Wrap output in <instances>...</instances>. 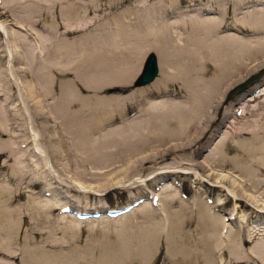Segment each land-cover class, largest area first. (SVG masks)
<instances>
[{"label":"bare ground","instance_id":"bare-ground-1","mask_svg":"<svg viewBox=\"0 0 264 264\" xmlns=\"http://www.w3.org/2000/svg\"><path fill=\"white\" fill-rule=\"evenodd\" d=\"M52 1L58 6L52 14L53 29L65 36L86 32L92 23L82 19L89 13L111 9L116 3L129 0H95L93 4L86 0ZM252 1L213 0L210 5L196 1L189 4L195 7V13L186 16L175 10L181 7L180 1L179 5L168 7L169 14L165 9L131 6L120 15H112L101 28V33L107 37L104 52L112 56L122 50L123 60L107 74L102 72L99 61L94 63L93 69L87 70L83 65L99 49L82 46L73 50L66 41L50 49L46 47L48 54H57V58L43 57L37 63L36 51L42 52V47L36 42L32 44L27 33L12 28L8 31L0 20V36L4 41L2 55L6 59V75L0 78L3 81L0 83V156L2 165L10 170V178L25 184L16 189V194L0 186V257L12 259L17 264H132L130 255H136L141 261L147 259L153 234L163 229L169 264H264V73L259 75V81L235 98L229 99L225 94L248 74L264 66V7L245 12L241 18L235 17L240 4ZM40 2L44 4L49 0ZM259 2L264 4V0ZM181 29L185 33L180 32ZM169 36L175 38L173 48L167 47L165 39ZM137 41L146 45L136 46ZM149 50L155 53L158 63V76L148 82L154 80L151 84L136 85L125 94L86 95L81 92L84 88L105 85L108 86L103 87L106 92L111 88L109 85L129 83L139 71L137 62ZM20 60L24 69L16 64H21ZM20 69L26 72L27 79L26 76L22 78ZM53 69L61 75L72 73L73 77L62 79L56 87ZM80 71L86 74L85 79ZM9 83L15 88L13 100ZM43 99L50 102L43 105ZM127 100L132 101L128 109L125 108ZM8 110L14 112L8 115ZM128 111H133L135 116L131 119L127 116L129 120L121 124L117 121L119 125L99 131L95 138L89 137V132ZM55 128L57 143L62 146L68 140L69 150H73L69 154L75 162L102 163L110 156L115 163L122 161L124 172L132 167L152 168L150 177L144 181L150 185L157 175L170 171L189 173L171 170L168 168L171 166L217 170V179L230 181L232 186L236 184L239 193L232 186L228 189L233 207L229 216L224 217L218 211L230 199L223 202L218 199L214 206L199 201L196 196L186 202L177 196L174 188H164L156 202L165 224L150 221L135 250L131 251L122 239L118 254L102 257L98 246L88 242L80 248L76 240L69 239L70 236L78 239L80 223L86 220L79 219L83 217L77 211L74 216L67 212L71 206L66 207L65 202L59 204L60 208L65 205L62 219L59 218L49 231L39 228L41 221L53 220L48 214L60 202L50 183L51 188L45 191H51L53 197L29 203L25 209L30 212L8 207L41 181L36 176L37 171L46 169L45 165L54 171L45 148L55 156L57 148L52 147V139L48 141L49 135L46 141L50 147L45 145L42 132L46 134ZM213 145L206 163L195 162L194 157L202 149H211ZM230 171L236 173L230 174ZM74 182L79 189L86 190L79 179ZM174 204L179 208L173 210ZM188 207L193 209L197 222L193 248L181 239ZM152 208L142 204L137 211L148 216L153 213ZM228 217H236V226L227 221ZM24 225L30 226L29 232H23ZM92 227L88 226L87 230ZM53 232H61L66 238L56 240L50 236ZM20 235L24 243L16 252L12 245ZM37 238H41V245L37 244ZM45 247L65 248L66 251L50 253ZM0 264L9 263L0 260Z\"/></svg>","mask_w":264,"mask_h":264},{"label":"rangeland","instance_id":"rangeland-1","mask_svg":"<svg viewBox=\"0 0 264 264\" xmlns=\"http://www.w3.org/2000/svg\"><path fill=\"white\" fill-rule=\"evenodd\" d=\"M178 1H180L181 7H179L178 10H177L178 7H176L175 10L181 11L182 13L181 15H185V16L188 14L195 13V9H194L195 7H192L189 4H192L196 1L204 5H210L211 3H213V0H176V2H172L171 0L123 1L121 4L116 3V6L111 9H104L103 11L100 12H91L87 16H85L82 20H88L92 23V25L90 26L89 29H87L86 32L80 31L65 36L57 34L53 29L54 17L52 14L53 12H55L56 9H58V6L56 7L54 5L55 1L52 0H49V2L44 4L40 2V0H14V1L0 0V20L5 24L6 29L8 31H10V29L12 28L17 32L27 33L28 38L30 39V42L32 44L36 42L39 44L40 47H42V52L36 51L37 63H40L43 57H45V59L57 58V54L52 53V55H50L48 54L49 51L46 49L47 48L50 49V47L52 48V45H55L60 41H66L69 42L70 47L73 50H78L82 46H86V47L93 46L99 49L97 52H94V54L90 56L91 59L89 58L87 59V64L84 63L83 65L87 68V70H89V69H93L95 62L99 61V67L102 68L103 70L102 72L104 74H107V71H109L113 66L116 67L121 64L123 60V54L121 55L122 50H119L116 54H113L114 56L112 55L113 56L112 57L110 54L108 55L107 52H104L107 43L105 42L107 40V37L105 36V34L101 33V28L105 24L104 21L114 14L120 15L121 13L125 12L128 7L130 8L131 6L132 7L149 6V7L165 9V11L167 10L169 14L170 10L168 7L172 6L173 4L179 5ZM229 1L230 0H226V2ZM86 2L93 4L96 1L86 0ZM26 4H29V6H27ZM240 6L241 8L235 11V17L237 18H241L242 15L245 14V12L260 10L262 7H264V4L260 3L259 0H253L252 2H246L243 5L240 4ZM175 14L178 15V13ZM16 25L22 26L23 29H21ZM180 32L185 33V31L182 29L180 30ZM46 39L48 40L46 41ZM165 41H167L168 43L167 47L169 48H173L176 45L175 43L176 41L174 37L169 36L168 38L165 39ZM151 42L154 45V41ZM3 43L4 41L1 39L0 36V78L1 79L4 78L6 75L4 71V65L6 64L5 63L6 59L2 55ZM102 45H104V48ZM145 45L146 44L141 41H137L136 43V46H140L141 48L144 47ZM100 58L102 60L104 58H107V61L103 60V62L101 63L102 60H100ZM113 58L115 59L112 62ZM20 62L21 64H18L16 62L15 63L17 64V66L19 65L24 69L25 65L23 64L22 60H20ZM137 63H138V68L140 70L141 68L140 65L141 63H143L142 59ZM262 67L264 66H260L252 73L259 71ZM23 69H20L21 70L20 75L22 73V78L23 76H26V72H24ZM79 73L82 77L86 76V74H84L83 71L82 72L80 71ZM250 74H248L245 78H247ZM52 75H53V83L56 85V87L62 79L69 78L68 76H70V78L73 77L72 73H69L67 75H61V73L59 71L56 72L55 69H53ZM81 76L79 77L81 78ZM24 78L27 79L28 77L26 76ZM83 79H85V77ZM259 80L260 78L257 81ZM75 81L77 83L80 82L78 78H76ZM132 81L133 79L126 84H114L115 86L109 85L111 88H109L108 91L106 90V92L105 89L103 88V87L105 88L108 87L106 85L96 89L91 88L89 90L87 88H84L82 89L81 92L83 94L87 93L88 95H92L95 93L100 95L101 93H107V92H116L120 94H125L129 89L136 88L132 84ZM0 83H3V81H0ZM151 83L148 84L145 83V84L149 85ZM253 84L254 83L247 86L243 91L248 89ZM9 86L11 88V94H13V96H11V99L13 100L15 96L14 93L15 88L12 87V83H9ZM229 91L230 89L226 91L225 93L226 96ZM241 93L242 92L234 93L227 97L229 99H233ZM42 102H43L42 104L44 105L46 104V102H50V101L49 99L46 100L43 99ZM131 102L129 100L125 102L126 109L131 108L132 106ZM12 111L13 110L10 111L8 110L7 114L10 115ZM127 116L129 119H131L133 118V116H135V113L133 111H128V113L124 114V116L116 117V120H114L113 122L107 123L105 125H100L98 130H92L91 132H89V137L95 138L98 136L99 131L105 130L107 129V127L109 128L114 125H117L118 122L119 124H121L127 121L128 119ZM22 128L24 130V126H22ZM55 130L57 129L55 128L50 132L47 131L48 133L46 134L41 131L43 137H45L44 139L45 145L47 147H50L48 142L46 141L47 136L49 135V137L51 136V138H49L48 141L52 139V143H53L52 147L56 146L57 148L56 156L51 151H49L50 150L49 148L47 149L45 148V150L47 151L46 154L50 159L54 171H50L48 166L44 164L46 166L45 167L46 169L39 170L36 173L37 178L41 181L38 184H36L35 187L31 188L30 191L24 192L23 196L19 197L18 199H15L8 205L9 208H14L20 210L21 212L28 213L30 211H26L25 207L29 205V203L35 202L40 198L53 197L50 193L51 191L50 192H47V190L45 191L46 188L48 190L51 188L49 183L53 185V187L55 188L54 192L55 193L57 192L58 194L56 198H58L60 202L58 203V206H56V208L52 210L50 214L47 213L48 216H50L51 219H53L52 220L53 222L41 221L40 224L38 225L39 228H41L43 231H49V228H51L52 225H55L56 222L60 220L59 218L62 219L63 215L66 213L65 210L62 211V209L65 208V205L63 208H60L59 204H63V202H65L66 207L71 206L70 209H67V212H70L72 216H74L76 212L75 210L86 211V212L92 210L97 211L96 215L88 214L86 216H83V218H79L82 220L85 219L86 221H81L82 223H80L81 231L80 234L77 236L78 239L72 236L70 237L68 236L69 239L76 240V244L79 245L80 248H82L86 243L89 242L98 246L102 257L104 256L108 257L110 256V254L119 253V242L120 240L124 239V241H126L127 244L130 246L131 251H133L135 250L137 241L143 238L142 233L144 232V230H146L145 227H149L150 221H155L159 223V225L165 224L166 220L162 216L160 209L157 208L156 199H159L162 196V190L168 187L171 189L174 188V190L177 191V196L180 199L185 200L186 202L192 201L193 197L196 196L199 201H206L207 203L214 206L215 205L214 203L218 201V199L221 202L230 199L226 204H224L222 210L218 211L220 214L222 213L224 217L229 216L228 212H230L233 207L232 205L233 197L228 189L231 188L232 185L230 181L228 182L227 180H222L220 178L217 179V173H219L217 170L215 171V170L207 169V170L198 171L191 167L189 169L187 168L188 166L186 165L180 168H174L171 166L168 167L171 170L181 169L182 171H187L189 173L188 174L180 173V172L172 173L170 171L162 176L157 175L156 178H154L155 180L153 179L154 183L152 184L151 182L152 185H150L148 183H144V181L145 179L150 177V172L152 168L134 169V167H132L131 169L129 168V170L127 169L128 172L126 170L125 173L124 172V170L126 169L125 165L123 163L122 164L120 163L122 161L120 162L116 161L115 163V161H113L114 159L112 160L110 156L106 157V159L103 162L101 161L102 163L99 162L93 163L90 160L83 161L80 163L73 161L74 158L73 155L69 154L73 150L72 149L69 150L70 144L68 143V140L66 139V141L63 143L62 146L59 143H57V139H56L57 131ZM24 132L26 133V130H24ZM213 147L214 145L212 146L211 149L209 147L202 149L200 153L194 157L195 162L206 163V161L209 160L211 157L212 154L211 152ZM2 161H3L2 156H0V186L9 189L10 191H12V194H16V189L18 187L22 188V186H25V184L22 183L21 181L19 182L16 179L10 178V172H9L10 170L7 167V165L5 166L2 165ZM162 164L166 166L167 162H163ZM155 165H159V164H155ZM102 166H105V168H103ZM120 170L123 171L122 174L123 173L125 174L122 175L121 173H119L121 172ZM133 172L135 173L137 172L138 174L137 173L135 174ZM230 172H232L230 174L236 173L233 171ZM126 175L127 177L128 175L130 177L127 178ZM74 179H79L81 182H83V184H85L86 186V190L79 189L75 185L76 182H74ZM234 185L235 186L232 187L236 190L235 192L237 193L238 189L236 187V184ZM258 190L261 191V187H259ZM236 193L235 195H237ZM244 200L246 199L244 198ZM142 204H145L149 207H153L152 208L153 213L148 216H143L142 214H140L137 211V208ZM187 205L190 206V204ZM107 208H114V209L119 208L121 210L117 214H107L105 211ZM171 208L173 210H176L179 207H177L174 204ZM133 209L134 212L131 211ZM185 214L186 215L184 217V224L182 225V229H181V232L183 233V237L181 239L182 241H185L186 244H190L191 248H193L192 245L194 244L195 238L197 236L196 217L194 216L193 209H191L190 207L186 209ZM227 221L236 226V222H237L236 217H228ZM88 226L91 227L93 226L92 230H87ZM29 229L30 226H26V225L22 226L23 232L27 233L29 232ZM50 236L56 240H61V241L66 238L65 236L62 235L61 232H53L50 234ZM41 242H42L41 238H37V244L41 245L42 244ZM23 243H24L23 235H20L18 241L12 245L13 246L12 249L15 250L16 252H19L22 249ZM45 250L50 253H54L57 251H66L65 248H63L62 250L61 248L48 249L46 247ZM94 255L96 254L94 253ZM175 255H178V253H176ZM130 258L133 261L132 264H169L164 230L160 229L153 234L152 240H150L149 253L147 255L146 260L141 261L138 259L136 255H130ZM93 259H96V256H93ZM0 260L5 261L9 264H17L12 259L6 257H0ZM127 261L128 260H125V263H127Z\"/></svg>","mask_w":264,"mask_h":264},{"label":"water","instance_id":"water-1","mask_svg":"<svg viewBox=\"0 0 264 264\" xmlns=\"http://www.w3.org/2000/svg\"><path fill=\"white\" fill-rule=\"evenodd\" d=\"M142 62L143 63L140 65L141 68L139 72L133 78L132 84L134 86L150 82L158 71L157 57L153 51H147L142 59ZM263 73L264 67H262L259 71L250 74L243 81L235 84L227 93V96L243 91L247 86L258 80L261 77L259 75Z\"/></svg>","mask_w":264,"mask_h":264}]
</instances>
